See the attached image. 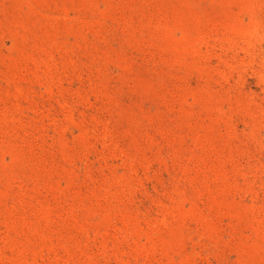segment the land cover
I'll list each match as a JSON object with an SVG mask.
<instances>
[{"label": "rangeland", "instance_id": "obj_1", "mask_svg": "<svg viewBox=\"0 0 264 264\" xmlns=\"http://www.w3.org/2000/svg\"><path fill=\"white\" fill-rule=\"evenodd\" d=\"M0 264H264V0H0Z\"/></svg>", "mask_w": 264, "mask_h": 264}]
</instances>
